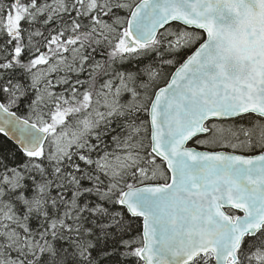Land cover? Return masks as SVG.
I'll return each instance as SVG.
<instances>
[{
    "label": "snow or ice",
    "instance_id": "6c2138e0",
    "mask_svg": "<svg viewBox=\"0 0 264 264\" xmlns=\"http://www.w3.org/2000/svg\"><path fill=\"white\" fill-rule=\"evenodd\" d=\"M0 264H264V0H0Z\"/></svg>",
    "mask_w": 264,
    "mask_h": 264
}]
</instances>
